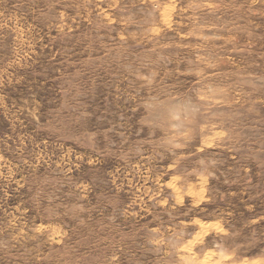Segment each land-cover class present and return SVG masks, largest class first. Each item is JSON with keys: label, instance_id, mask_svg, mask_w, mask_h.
<instances>
[{"label": "rangeland", "instance_id": "1", "mask_svg": "<svg viewBox=\"0 0 264 264\" xmlns=\"http://www.w3.org/2000/svg\"><path fill=\"white\" fill-rule=\"evenodd\" d=\"M0 264H264V0H0Z\"/></svg>", "mask_w": 264, "mask_h": 264}, {"label": "clouds", "instance_id": "2", "mask_svg": "<svg viewBox=\"0 0 264 264\" xmlns=\"http://www.w3.org/2000/svg\"><path fill=\"white\" fill-rule=\"evenodd\" d=\"M227 133H225V136L227 137ZM232 141V138H228L224 141V143H230ZM238 143V141H237ZM194 148V151L190 152L193 154L196 153H203L205 152V147H198L197 144L192 145ZM188 146L184 145L182 142L177 143L175 145V148L178 150H181L183 152L184 149H186ZM186 159V156L184 155H178L174 162L171 163L170 167H168L165 172L161 175L160 180L164 179L165 176H170L171 181L170 183H167L166 185H163V187H166L168 189H172V192L168 196V200H172L175 202L176 206H182L185 203L186 197H191L194 195L200 196V201H204L205 194L207 192V189L203 187L199 181H212V180H219L221 178L219 168L216 166L215 161L204 171V174L197 177L195 173H189L188 175H183L179 172L178 166L180 165V162L182 160ZM160 180H157V183H160ZM187 181V182H186ZM192 181H197V183L193 184ZM194 187H199L200 192H194L192 189ZM152 199H156L155 196L152 197ZM198 202V203H199ZM165 205L167 204V201H164ZM197 203V206H198Z\"/></svg>", "mask_w": 264, "mask_h": 264}]
</instances>
